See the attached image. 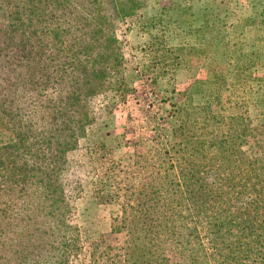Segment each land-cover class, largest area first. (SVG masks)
Listing matches in <instances>:
<instances>
[{"label":"trees","instance_id":"1","mask_svg":"<svg viewBox=\"0 0 264 264\" xmlns=\"http://www.w3.org/2000/svg\"><path fill=\"white\" fill-rule=\"evenodd\" d=\"M145 4L0 0V264H264L262 142L249 139L248 116L226 123L191 106L196 137L186 104L138 155L146 181L129 185L132 162H113L126 177L113 186L109 175L96 192L111 203L124 191L113 231L126 232L125 244L84 249L66 189L70 154L95 124L93 100L118 105L133 91L118 30Z\"/></svg>","mask_w":264,"mask_h":264},{"label":"rangeland","instance_id":"2","mask_svg":"<svg viewBox=\"0 0 264 264\" xmlns=\"http://www.w3.org/2000/svg\"><path fill=\"white\" fill-rule=\"evenodd\" d=\"M140 13L139 21L118 30L125 80L133 91L118 105L107 96L95 98V124L70 154L66 189L86 252L94 242L125 244L126 232L113 231V218L123 213L124 191L111 203L99 202L96 192L109 175L113 186L126 177L124 170L110 168L113 162H132L129 185L147 180L138 155L147 142L163 135L177 106L186 104L185 123L191 106L198 116H224L226 123L232 116H248L254 130L249 139L261 141L264 152V0H146ZM230 125L213 124L211 129L225 133ZM194 126L186 123L197 137ZM76 180H82V188L76 189ZM162 211L157 208L155 214ZM114 252L109 249L104 260Z\"/></svg>","mask_w":264,"mask_h":264}]
</instances>
